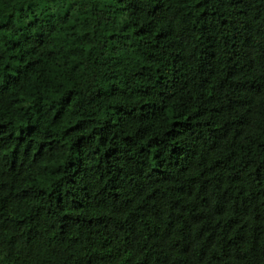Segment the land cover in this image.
<instances>
[{
	"label": "clouds",
	"instance_id": "obj_1",
	"mask_svg": "<svg viewBox=\"0 0 264 264\" xmlns=\"http://www.w3.org/2000/svg\"><path fill=\"white\" fill-rule=\"evenodd\" d=\"M58 2L67 11L74 0ZM32 3L39 0H4L0 24L15 14L17 28L27 25L34 18L28 11ZM21 6L27 13L23 20ZM77 8L90 16L93 9H103L114 22L98 24L93 17L75 35L50 37L22 66L42 62L28 70L20 86L9 89V106L0 105V123L14 120L17 129L28 126L39 105L44 130L54 133L45 142L46 157L37 159L39 143L27 163L21 157L26 170L15 188L11 180L0 178V184H8L0 188V200L9 198L27 209L23 215L12 205L0 210V264H148V254L155 262L160 251L175 259L170 244L154 246L161 236L151 226L143 235L137 228L164 201L170 203L161 232L184 229L189 216L200 226L198 232L187 229L190 247L182 258L188 264H264V225H257L248 244L229 246L225 255L219 243L224 237L217 239L224 229L222 217L211 214L209 202L231 187L240 191L217 178L221 168L229 176L264 175V0H227L223 7L220 0H80ZM225 18L239 24L235 32L223 25L227 31L217 28L218 36L211 30L205 33L206 24ZM250 25L261 32L253 35ZM12 31L0 29V36L11 38ZM109 121L114 128L102 144L100 130ZM194 127L201 132L189 141ZM36 139L44 142L43 137ZM53 141L56 146L49 151ZM114 145L123 149L130 166L138 167L125 182L126 207L117 215L118 224L104 236L107 243H96L81 228L97 223L95 210L80 209L66 230L68 209L60 210L57 198L72 199L69 190L76 188L69 183L71 177L85 200L99 201L109 187L107 178L101 180L100 158ZM14 147L0 150V160ZM80 160L91 169L87 178ZM28 190H38L39 198L18 199ZM256 205L264 207V196ZM33 208L44 211L34 217ZM20 219L25 222L20 224ZM225 235L226 244L232 237Z\"/></svg>",
	"mask_w": 264,
	"mask_h": 264
},
{
	"label": "trees",
	"instance_id": "obj_2",
	"mask_svg": "<svg viewBox=\"0 0 264 264\" xmlns=\"http://www.w3.org/2000/svg\"><path fill=\"white\" fill-rule=\"evenodd\" d=\"M66 3L67 0H64ZM227 0H220L221 7ZM239 0H231L232 4L238 3ZM4 0H0V12L3 11ZM80 3V0H74V2L67 7L66 5L58 2V0H39V3H32L28 5V11L33 13V19L29 20L27 25H22L19 28L13 24V19L15 14L9 17L7 23L0 24V29H12L11 38L7 35L0 36V78L3 80V84H0V105L8 107V92L10 88L20 86L22 81L27 78L28 70L35 68V66L42 61L34 60L29 63L25 68L22 66L25 59L28 55H35L39 51L40 47L43 46L50 37H55L56 39H63L65 32L71 33L72 35L76 34L77 28L83 26L87 27L93 23V17H96V23L106 24L113 23V16L105 12L103 9L97 8L93 9L91 16L84 12L82 8H77V4ZM111 8V5L109 6ZM22 13L20 19L23 20L27 13L23 6L20 8ZM38 13V14H37ZM207 15V13L205 14ZM223 16L227 17V13H223ZM223 25H228L232 28L233 32L236 31V28L239 27V24L236 21H231L229 18L222 19L219 24L213 22L212 24L205 25V33L211 30L216 36L220 32L227 31V28H224ZM236 25V27H233ZM217 28L220 29V32H217ZM36 31H33V30ZM143 31V29L141 30ZM249 31L253 35L261 32L260 27L256 25H250ZM20 32L22 35H19L17 38V33ZM140 33H137L139 35ZM227 38V37H226ZM87 39V37H84ZM209 39H213L212 36ZM255 44L256 42L253 41ZM31 46V47H30ZM116 50V46H113V51ZM217 52L219 51V45H216ZM208 51L207 49L205 50ZM54 53H48L51 57ZM19 61V64H17ZM23 111V109H21ZM32 110L29 109V112ZM38 115L35 117L29 116L28 126H21L19 129L15 128V121L3 122L0 123V150H5L12 148L15 145L14 150L10 155H6L0 160V169L6 171H0V178H7L13 182V188H15V180L26 170L21 161V157H24V163H27V159L34 147L39 143V153L37 154V159L44 158L48 155L45 152V142L50 135L54 133L51 130L45 131L44 126L41 123L43 120V108L37 105L36 109ZM123 111V109H121ZM24 117H21L23 119ZM0 119H3L0 117ZM35 120V122H33ZM114 126L109 121L107 126L102 128L101 143H105L108 140V137L112 134ZM17 131L20 133L17 135ZM201 129L194 127L193 130L189 133V141L196 138V134H199ZM36 137H43L44 142H38ZM131 143V140L128 141ZM56 141H53V148L49 151H53L56 146ZM186 147V145H185ZM182 149H177L181 151ZM101 163L99 168L101 169V180L107 178L108 181V190L102 195V198L99 201H88L84 199L83 193L79 190V186L75 185V181L71 180L69 177V183L76 188V191L69 190V195L72 197L71 200H68L63 195L59 196L57 199L60 201L58 208L63 210L68 209V214L64 217L66 223L65 228L68 229L69 225H74L75 220L73 219L76 216L77 212L80 209L95 210V219L97 223L91 224V226L82 225V231L88 233L89 237H95L94 242L96 243H107L104 241V236L112 231V229L118 224L117 215L122 212L126 205L123 200V190L127 188L125 183L129 174L132 173L138 165H129L125 159V154L123 149L114 145L112 148L107 150L103 156H101ZM163 163V162H161ZM79 164L81 169L85 173V178L88 174L91 173V169L87 167L84 160H80ZM72 165H70L71 169ZM264 167V165H262ZM230 171V170H229ZM135 178V177H134ZM221 182L225 179L229 182L230 185H236L240 187L239 193H237L235 187H231L228 192H225L222 195H217L214 201H209L212 204L213 216L222 217L220 223L223 225V232L217 236H223V239H219V243L224 244L225 255L229 253V246L231 248H236L237 245L243 247L248 244L252 238L253 230L257 225H264V207L257 206L256 201L261 196H264V188L261 186L264 185V175L258 176L256 179H253L252 176L245 177L238 173H233L232 175H227L224 168H221L218 177ZM44 178H41L43 182ZM115 185H119V188H115ZM245 185H250L245 187ZM8 184H0V188H7ZM227 187V184L225 185ZM259 189V191H258ZM58 191H61L58 189ZM215 191V189L213 190ZM251 192V195H246L247 192ZM116 192H119L120 195H115ZM55 196V193L53 194ZM40 196L38 190H28L23 193L18 199L21 201L25 197L29 201L36 200ZM175 200V197L171 198ZM170 201H164L160 204V207L148 217H144L140 220V223L137 225V228L140 229V235H143V229L151 226V228L160 234L161 239L157 241V244L154 245L157 248H163L166 244H170L176 250V258L173 259L171 255H164L163 251L159 253V259L155 262L152 261V253L150 252L147 257L148 264H188V260L182 258L190 247L189 236L187 234V229L191 228L193 231H199L198 221L189 216L185 219L184 224L185 228H177L173 232L169 233L166 229L164 232H161V221L164 217V214L169 211ZM180 205L181 214L185 210L183 203V198L178 201ZM13 206L14 211L20 212L21 215L26 208L23 207L22 203H17L15 200L9 198H4L0 200V210L4 208ZM208 204L204 203L203 207L207 208ZM44 209L33 208V216L35 217L37 213H43ZM48 212L51 214L52 209H48ZM198 216H207L208 213H198ZM2 218V217H0ZM227 220L225 224L224 221ZM240 221H246L243 224ZM25 221L23 219L19 220L20 224H23ZM10 221H5L4 226H9ZM251 225V227H250ZM220 225H217L219 228ZM247 229V231H246ZM230 234L232 239L228 240L225 244L224 241L228 239L227 235Z\"/></svg>",
	"mask_w": 264,
	"mask_h": 264
}]
</instances>
